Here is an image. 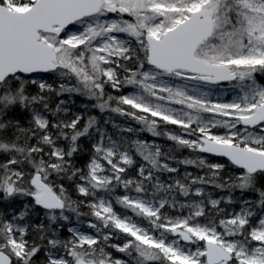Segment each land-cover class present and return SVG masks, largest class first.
I'll return each instance as SVG.
<instances>
[{
  "label": "snow or ice",
  "instance_id": "6c2138e0",
  "mask_svg": "<svg viewBox=\"0 0 264 264\" xmlns=\"http://www.w3.org/2000/svg\"><path fill=\"white\" fill-rule=\"evenodd\" d=\"M258 76L264 0H0V264H264Z\"/></svg>",
  "mask_w": 264,
  "mask_h": 264
},
{
  "label": "rangeland",
  "instance_id": "374dc122",
  "mask_svg": "<svg viewBox=\"0 0 264 264\" xmlns=\"http://www.w3.org/2000/svg\"><path fill=\"white\" fill-rule=\"evenodd\" d=\"M218 87L225 94L224 98L226 100H231L233 95L235 94V92L238 91V89H233V87L229 83L219 85ZM117 120H118V122H123L120 120V118H117Z\"/></svg>",
  "mask_w": 264,
  "mask_h": 264
},
{
  "label": "trees",
  "instance_id": "16d2710c",
  "mask_svg": "<svg viewBox=\"0 0 264 264\" xmlns=\"http://www.w3.org/2000/svg\"><path fill=\"white\" fill-rule=\"evenodd\" d=\"M257 79H258L261 83H264V77L258 76ZM229 84H230V83H229ZM230 85H231V84H230ZM81 99H82V98H81ZM80 103H81V100L78 99V100H77V106H79ZM92 114H95V115L99 116V113H95V112H93ZM141 135H142V138H147V139H149V140L152 139V138L150 137V135L147 134V133H143V134H141ZM160 143H166V142L162 140V141H160ZM178 155H180V156H186V155H187V152L182 153V154L178 153Z\"/></svg>",
  "mask_w": 264,
  "mask_h": 264
},
{
  "label": "water",
  "instance_id": "95a60500",
  "mask_svg": "<svg viewBox=\"0 0 264 264\" xmlns=\"http://www.w3.org/2000/svg\"><path fill=\"white\" fill-rule=\"evenodd\" d=\"M225 83H228V82H221V84H225Z\"/></svg>",
  "mask_w": 264,
  "mask_h": 264
}]
</instances>
